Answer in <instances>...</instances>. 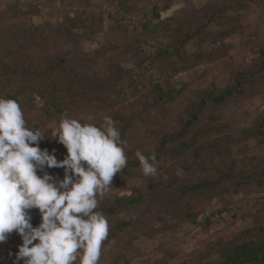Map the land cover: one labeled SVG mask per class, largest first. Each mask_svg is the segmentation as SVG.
I'll list each match as a JSON object with an SVG mask.
<instances>
[{
    "label": "rangeland",
    "instance_id": "obj_1",
    "mask_svg": "<svg viewBox=\"0 0 264 264\" xmlns=\"http://www.w3.org/2000/svg\"><path fill=\"white\" fill-rule=\"evenodd\" d=\"M20 1L33 10L31 21L47 23V30L65 27L67 15L74 16L84 7L90 15L79 22L94 30L89 37L82 34L78 47L74 40L58 37L63 50L77 51L80 47L97 57L92 71L83 72L89 80H75L74 94L65 89L58 94L48 85L45 97L30 99L32 111H23L38 118L33 117L32 123L49 137L40 147L54 151L58 159L65 158L67 149L50 139L51 129L58 126L69 107L67 113L72 118L86 121L91 117L97 125L110 116L119 131L118 116L134 115L133 125L122 140L127 160L134 161L138 160L137 151L144 155L156 152L165 136L179 134L202 100L233 88L237 74L246 75L241 78L246 82L243 94L233 95L226 103L208 101L186 135L165 145L167 153L154 161L155 176H144L140 165L126 166L114 176L110 191L98 197L97 210L116 204L122 197L139 201L133 206L119 205L118 212L108 218L107 246L98 264H183L195 258L196 252L264 222V192L241 189L238 193L232 188L229 201L221 203L218 196L223 191L218 188L217 194L210 195L214 204L208 214H214L209 224L205 215L196 223L183 221L182 208L189 198L180 200L176 195L187 182L217 179L226 172L245 177L264 165V140L251 135L264 119V70H256L264 59V0H165L170 4L167 9L160 0ZM134 10H141L137 15L140 20L121 25L118 13ZM166 19L169 23L164 28L154 26ZM201 27L203 41L190 40L177 54L162 58L161 68L159 61L150 65L149 56L176 48L185 33ZM223 31L227 33L221 34ZM60 82L61 88L66 87V75ZM159 88L164 103L157 102ZM47 96H53L50 100L57 101L62 110L49 107ZM185 143L184 153H179ZM46 170L59 179L64 177L63 168ZM222 205L227 208L218 213ZM21 243L18 240L10 247L18 250ZM11 249L0 248V258Z\"/></svg>",
    "mask_w": 264,
    "mask_h": 264
},
{
    "label": "clouds",
    "instance_id": "obj_2",
    "mask_svg": "<svg viewBox=\"0 0 264 264\" xmlns=\"http://www.w3.org/2000/svg\"><path fill=\"white\" fill-rule=\"evenodd\" d=\"M45 137L27 125L17 100L0 96V243L14 231L21 237L16 264H98L109 231L98 197L127 166L120 132L110 116L97 125L65 112L50 138L67 149L62 160L41 149ZM136 156L144 176L157 174L154 153ZM50 168H63V179ZM34 208L41 214L35 227Z\"/></svg>",
    "mask_w": 264,
    "mask_h": 264
},
{
    "label": "trees",
    "instance_id": "obj_3",
    "mask_svg": "<svg viewBox=\"0 0 264 264\" xmlns=\"http://www.w3.org/2000/svg\"><path fill=\"white\" fill-rule=\"evenodd\" d=\"M24 3V1L22 2L20 0H0V96L17 100L22 111L28 112L30 108H32V106L29 105L31 103L30 99L36 96L45 97L44 88L46 89L48 85H52V89L58 94L60 90L64 89L67 93L74 94L75 80L84 79V82L89 80L87 79V75L83 72L85 70L92 71L97 57L86 54L81 51L80 47L77 51L75 50L76 52L74 50H63L58 43V37H60L64 40H74L78 47L83 33H85L86 36L88 35L87 37L91 36L90 34H92L94 30H91V27L85 26L79 22V20H83V16L85 19L89 17L90 14H88L86 8L83 7L81 12L76 10V15L74 16L67 15L68 23L65 27L47 30L45 29L47 23H35L31 21L30 15L33 10L24 6ZM159 4L163 5V8L166 9L169 8L170 5L165 2V0H160ZM34 9L37 11L38 6H35ZM141 13V10H134L129 14L123 12L118 13L121 14L119 18L120 24L128 26L129 24L137 23L140 20L137 15ZM156 16L158 18V15ZM167 20L168 19L164 21L159 20L154 26L159 27L162 25L164 28L166 23H169ZM78 28L82 30L79 31L77 30ZM203 32L204 28L201 27L185 33V36L180 39L176 48H166L164 52L160 51L149 56L150 65L159 61V66L161 68L162 58L170 57L174 53L177 54L190 40L196 41V43L203 41ZM225 33L227 32L223 31L221 34ZM57 34L60 35L58 36ZM84 56L87 58L84 59ZM82 61L86 62L88 66L82 64ZM256 70L258 72L264 70V59ZM64 75H66L68 83H66V87L61 88L60 78ZM243 77H246V75L241 73L237 74V79L235 81L236 85L233 88H228L216 96H208L202 100L195 114L192 115L190 120L186 123L185 128L179 134L168 135L162 139L156 152H152L155 154V161L167 153L165 145L168 142L186 135L190 126L199 119V113L204 110L208 101L212 100L217 104L222 102L226 103L228 98L233 97V95L243 94L246 87L245 79H241ZM119 78L120 76L117 79ZM50 99H54V97H48L46 103L49 107H52L55 111H61V105L58 104L57 101ZM164 99L165 96L163 95L162 89L159 88L157 92V102L164 103ZM159 105L160 104H156V107H160ZM69 108L66 109L67 112ZM24 116L29 127L38 128L37 124L32 123L35 118L33 114L29 116L27 113ZM117 116L118 115H115L114 119L117 118ZM118 117L121 119V129L119 132L122 141L127 136L129 127H132L135 118L134 115L128 116L127 118ZM142 120L138 122L143 123L144 119ZM251 135L260 136L261 139L264 140V119L257 126L256 130L251 132ZM48 139V137H45L39 143ZM187 145L188 144L185 143L183 148L178 150V152L184 153V149ZM43 148L44 146H42L41 149ZM49 152L51 153L50 150ZM152 153H148L146 156H150ZM60 160L62 159L60 158ZM210 160L212 161V159ZM211 161L208 160L209 163H212ZM139 165V159L134 161L127 160V166L129 167H138ZM233 169H230V171ZM175 181L176 179L172 181V184H174ZM218 188L221 189L220 193L223 191V195L218 196L221 197L219 201L221 203L229 201L231 194L228 192L232 188L238 193L241 192V189L247 190V193H252L255 190L262 193L264 192V165L254 169L245 177H240L239 175L235 176L230 172H226L224 175L218 176L217 179H205L183 184L176 194L177 199L180 200L186 197L189 198V200H186L187 203L185 207L182 208L181 215L183 221L196 223L200 215H205L206 223L209 224L210 217L214 214H208L210 205L214 204V197L210 195L217 194L219 192ZM138 201V199L122 197L115 201L116 204L112 206H103L100 211L103 212L108 221L110 216L118 212L119 205L133 206L134 203ZM226 208L227 206L222 205L218 213L223 212ZM31 216L33 226H38L41 222L39 210L35 208L32 209ZM174 216L178 218L177 209H174ZM18 240L21 241L22 239L14 231L9 234L5 242L0 243V248L11 249L10 245ZM106 241L107 239L102 244L101 254L103 252L102 249L107 246ZM18 250L11 249L10 252L4 253L1 257L3 258V262L0 260V264H16V253ZM195 256V258L185 260L183 264H264V222L258 223L253 227L239 230L233 234L231 240L218 241L208 250L205 249L203 252H196ZM19 264H23V261H19Z\"/></svg>",
    "mask_w": 264,
    "mask_h": 264
}]
</instances>
